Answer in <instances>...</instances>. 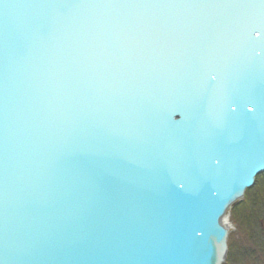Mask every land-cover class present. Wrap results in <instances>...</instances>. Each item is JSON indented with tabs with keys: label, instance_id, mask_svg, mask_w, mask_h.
Wrapping results in <instances>:
<instances>
[{
	"label": "water",
	"instance_id": "obj_1",
	"mask_svg": "<svg viewBox=\"0 0 264 264\" xmlns=\"http://www.w3.org/2000/svg\"><path fill=\"white\" fill-rule=\"evenodd\" d=\"M264 174V0H0V264H225Z\"/></svg>",
	"mask_w": 264,
	"mask_h": 264
},
{
	"label": "trees",
	"instance_id": "obj_2",
	"mask_svg": "<svg viewBox=\"0 0 264 264\" xmlns=\"http://www.w3.org/2000/svg\"><path fill=\"white\" fill-rule=\"evenodd\" d=\"M264 177V174L258 178ZM258 178L255 186L248 190L246 194L250 193L254 188L256 189ZM241 211L244 215L243 224L248 232V246L244 251H230L226 264H264V194L257 192L255 199L251 205Z\"/></svg>",
	"mask_w": 264,
	"mask_h": 264
},
{
	"label": "rangeland",
	"instance_id": "obj_3",
	"mask_svg": "<svg viewBox=\"0 0 264 264\" xmlns=\"http://www.w3.org/2000/svg\"><path fill=\"white\" fill-rule=\"evenodd\" d=\"M257 192L264 194V177L258 178L256 189L254 188L249 194H245L243 200L230 212L229 222L233 231L229 236L228 255L230 251H233V254L235 251H244V248H247L248 246L249 230L247 227L245 228V225L243 224V221H245V214L242 215L241 211L246 207V204H248V206L251 205V202L255 199Z\"/></svg>",
	"mask_w": 264,
	"mask_h": 264
},
{
	"label": "bare ground",
	"instance_id": "obj_4",
	"mask_svg": "<svg viewBox=\"0 0 264 264\" xmlns=\"http://www.w3.org/2000/svg\"><path fill=\"white\" fill-rule=\"evenodd\" d=\"M226 224H227V226H231V224H230V222H229V218L226 219Z\"/></svg>",
	"mask_w": 264,
	"mask_h": 264
}]
</instances>
